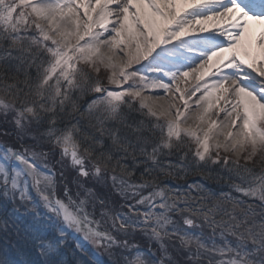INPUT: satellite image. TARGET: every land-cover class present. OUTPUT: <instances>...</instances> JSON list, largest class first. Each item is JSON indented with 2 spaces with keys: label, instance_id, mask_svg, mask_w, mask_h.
Here are the masks:
<instances>
[{
  "label": "snow or ice",
  "instance_id": "obj_1",
  "mask_svg": "<svg viewBox=\"0 0 264 264\" xmlns=\"http://www.w3.org/2000/svg\"><path fill=\"white\" fill-rule=\"evenodd\" d=\"M0 119V264H264V0H0Z\"/></svg>",
  "mask_w": 264,
  "mask_h": 264
},
{
  "label": "rangeland",
  "instance_id": "obj_2",
  "mask_svg": "<svg viewBox=\"0 0 264 264\" xmlns=\"http://www.w3.org/2000/svg\"><path fill=\"white\" fill-rule=\"evenodd\" d=\"M101 76H104V72L103 70L101 71ZM107 85V84H106ZM108 87H111L113 89L116 88L115 85H107ZM4 130H7L10 134L8 136H3L0 135V142H6L12 145H16L17 141L14 137V135H12L13 130H14V126L10 121H4L2 119H0V133H2ZM223 153V152H222ZM224 155H229L232 156L231 153H223ZM234 157V156H233ZM235 158V157H234ZM174 181H171V183H174L176 181V178H173ZM170 182V181H169ZM244 198V197H243ZM246 198V197H245ZM248 200H250L249 198H247ZM251 201V200H250Z\"/></svg>",
  "mask_w": 264,
  "mask_h": 264
},
{
  "label": "trees",
  "instance_id": "obj_3",
  "mask_svg": "<svg viewBox=\"0 0 264 264\" xmlns=\"http://www.w3.org/2000/svg\"><path fill=\"white\" fill-rule=\"evenodd\" d=\"M86 98V97H85ZM84 98V99H85ZM82 103H83V100L81 101ZM136 117V116H135ZM134 117V118H135ZM213 172H214V170H213ZM213 172H211L210 173V175H205L208 179H209V181H210V185H217V184H222L224 181V179H221V177L223 176L222 174H220V173H217V172H215V173H213ZM198 172H195L194 174H197ZM206 174H209L208 172H205ZM196 175H193L192 177H195ZM224 177V176H223ZM212 178V179H211ZM195 181H199V180H195ZM220 192H224V190L223 189H219L218 190V194L220 193Z\"/></svg>",
  "mask_w": 264,
  "mask_h": 264
},
{
  "label": "bare ground",
  "instance_id": "obj_4",
  "mask_svg": "<svg viewBox=\"0 0 264 264\" xmlns=\"http://www.w3.org/2000/svg\"><path fill=\"white\" fill-rule=\"evenodd\" d=\"M166 99H167V98H164V100H162L161 98H157L156 100H157V101H162L163 104H164V101H165V103H166Z\"/></svg>",
  "mask_w": 264,
  "mask_h": 264
}]
</instances>
